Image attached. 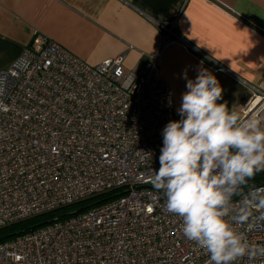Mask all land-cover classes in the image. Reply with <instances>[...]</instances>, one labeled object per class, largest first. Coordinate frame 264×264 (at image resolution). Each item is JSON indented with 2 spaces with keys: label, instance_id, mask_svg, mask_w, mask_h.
<instances>
[{
  "label": "built area",
  "instance_id": "obj_1",
  "mask_svg": "<svg viewBox=\"0 0 264 264\" xmlns=\"http://www.w3.org/2000/svg\"><path fill=\"white\" fill-rule=\"evenodd\" d=\"M158 27L160 51L172 42L195 51L177 34V19ZM160 51L125 72L124 53L89 65L44 37L0 69V229L121 192L0 243V264H211L153 184L163 129L176 120L172 89L157 75ZM262 108L264 92H253L241 118ZM255 189L264 184L232 197L233 215ZM232 226L264 246L261 213ZM234 264H264V256Z\"/></svg>",
  "mask_w": 264,
  "mask_h": 264
},
{
  "label": "crops",
  "instance_id": "obj_2",
  "mask_svg": "<svg viewBox=\"0 0 264 264\" xmlns=\"http://www.w3.org/2000/svg\"><path fill=\"white\" fill-rule=\"evenodd\" d=\"M174 19L196 52L178 42L160 51L158 24ZM44 37L89 65L124 53L125 72L160 51L157 75L172 89L176 120L199 69L222 87L217 103L240 116L252 93L264 92V0H0V69Z\"/></svg>",
  "mask_w": 264,
  "mask_h": 264
},
{
  "label": "clouds",
  "instance_id": "obj_3",
  "mask_svg": "<svg viewBox=\"0 0 264 264\" xmlns=\"http://www.w3.org/2000/svg\"><path fill=\"white\" fill-rule=\"evenodd\" d=\"M186 89L177 109L181 118L164 127L160 167L153 170L165 210L182 219L183 235L206 250L211 264L264 256V246L249 243L232 226L254 212L264 215V189L250 191L232 214L233 195L264 171V118L242 119L227 103H217L223 89L207 69L187 79Z\"/></svg>",
  "mask_w": 264,
  "mask_h": 264
},
{
  "label": "trees",
  "instance_id": "obj_4",
  "mask_svg": "<svg viewBox=\"0 0 264 264\" xmlns=\"http://www.w3.org/2000/svg\"><path fill=\"white\" fill-rule=\"evenodd\" d=\"M264 184V171L257 172L253 177L249 178L245 185H242L238 192L233 195L237 197L251 187ZM119 190H114L105 194H101L78 203H74L50 212H47L42 215H38L32 218L24 219L22 221L11 224L7 227L0 229V243L11 240L17 236L33 232L37 229H40L44 226H47L54 221H61L68 219L70 217L76 216L80 213H83L90 208L104 204L116 196L120 195Z\"/></svg>",
  "mask_w": 264,
  "mask_h": 264
}]
</instances>
